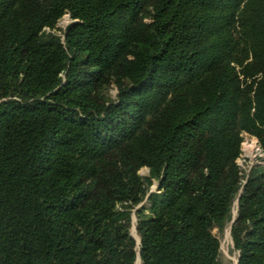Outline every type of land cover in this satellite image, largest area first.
Masks as SVG:
<instances>
[{
    "label": "trees",
    "instance_id": "16d2710c",
    "mask_svg": "<svg viewBox=\"0 0 264 264\" xmlns=\"http://www.w3.org/2000/svg\"><path fill=\"white\" fill-rule=\"evenodd\" d=\"M244 133L264 151V0H0V264H222L232 222L264 264Z\"/></svg>",
    "mask_w": 264,
    "mask_h": 264
},
{
    "label": "rangeland",
    "instance_id": "374dc122",
    "mask_svg": "<svg viewBox=\"0 0 264 264\" xmlns=\"http://www.w3.org/2000/svg\"><path fill=\"white\" fill-rule=\"evenodd\" d=\"M72 19L68 17V15H65L60 22L57 25L56 34L60 37L63 35V31L65 28L70 24ZM47 32H50L47 30ZM63 38V37H62ZM108 94L113 98L116 99L118 95V91L115 87H112L108 90ZM259 143L261 149V143L260 139L250 135V134H243V146L242 145V154L240 158L237 160L238 166L241 168L244 178H246L249 171L258 165L264 166V154L258 155L257 150L255 149V143ZM258 145V144H256ZM258 145V146H259ZM263 150V149H262ZM139 174L142 176H148L149 175V169L142 168L139 171ZM245 182V181H244ZM158 184L156 183L153 185V187L150 190V193L157 191ZM239 200V199H238ZM147 201V200H146ZM143 204H141L138 208L142 207ZM237 207H238V201L235 203L234 207V218L237 216ZM137 208V209H138ZM136 211V210H135ZM135 211L133 212V218H132V226H131V234L133 238L135 239L137 245L139 243L140 237L137 232V217L135 215ZM233 223V222H232ZM232 223L227 226V228L223 231V233H218V230H215V233L217 234L218 238L221 241V256L220 260L222 264H237L238 258H239V252L235 250L234 242L232 239Z\"/></svg>",
    "mask_w": 264,
    "mask_h": 264
},
{
    "label": "built area",
    "instance_id": "2783aa9c",
    "mask_svg": "<svg viewBox=\"0 0 264 264\" xmlns=\"http://www.w3.org/2000/svg\"><path fill=\"white\" fill-rule=\"evenodd\" d=\"M68 15V14H67ZM68 17L70 18V16L68 15ZM72 21V20H71ZM247 134V133H246ZM256 144H258L259 145V143H255V149L257 150V152H258V155H262V154H264V151L261 149V147H260V145L258 146V145H256ZM243 145V144H242ZM243 146H245V145H243Z\"/></svg>",
    "mask_w": 264,
    "mask_h": 264
},
{
    "label": "water",
    "instance_id": "95a60500",
    "mask_svg": "<svg viewBox=\"0 0 264 264\" xmlns=\"http://www.w3.org/2000/svg\"><path fill=\"white\" fill-rule=\"evenodd\" d=\"M238 202H239V200H238ZM232 224H233V223H232ZM231 226H232V225H231ZM140 246H141V240L139 239L138 248H140ZM138 260H140V263H141L140 252H139ZM138 260H137V263H138ZM238 262H239V260L237 261V264H238ZM137 263H136V264H137Z\"/></svg>",
    "mask_w": 264,
    "mask_h": 264
},
{
    "label": "bare ground",
    "instance_id": "6f19581e",
    "mask_svg": "<svg viewBox=\"0 0 264 264\" xmlns=\"http://www.w3.org/2000/svg\"><path fill=\"white\" fill-rule=\"evenodd\" d=\"M138 240H139V239H138ZM138 264H141V263H140V260H139Z\"/></svg>",
    "mask_w": 264,
    "mask_h": 264
}]
</instances>
